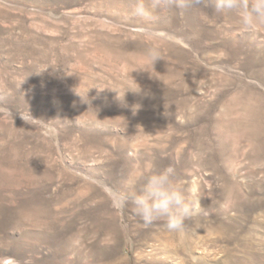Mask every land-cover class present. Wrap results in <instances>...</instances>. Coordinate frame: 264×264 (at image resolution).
Masks as SVG:
<instances>
[{
  "label": "rangeland",
  "instance_id": "1",
  "mask_svg": "<svg viewBox=\"0 0 264 264\" xmlns=\"http://www.w3.org/2000/svg\"><path fill=\"white\" fill-rule=\"evenodd\" d=\"M132 3L0 0V264H264V25ZM148 161L198 195L182 231L117 207Z\"/></svg>",
  "mask_w": 264,
  "mask_h": 264
},
{
  "label": "clouds",
  "instance_id": "2",
  "mask_svg": "<svg viewBox=\"0 0 264 264\" xmlns=\"http://www.w3.org/2000/svg\"><path fill=\"white\" fill-rule=\"evenodd\" d=\"M211 6L219 15L234 17L241 27L254 29L264 25V0H196ZM159 0H133L131 13L145 20L155 19ZM174 7L183 12L193 7V0H174ZM202 14V18L206 17ZM150 61L164 58L155 50ZM122 190L117 207L127 206L145 225L163 222L170 232L182 231L186 221L200 211L198 195L187 189L174 166L158 167L154 162L133 163L121 177ZM114 243L104 237L101 244Z\"/></svg>",
  "mask_w": 264,
  "mask_h": 264
}]
</instances>
